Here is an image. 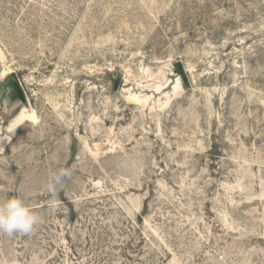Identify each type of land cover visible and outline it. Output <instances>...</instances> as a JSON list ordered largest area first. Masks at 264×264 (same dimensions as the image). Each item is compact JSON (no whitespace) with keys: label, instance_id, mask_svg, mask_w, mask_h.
<instances>
[{"label":"rangeland","instance_id":"rangeland-1","mask_svg":"<svg viewBox=\"0 0 264 264\" xmlns=\"http://www.w3.org/2000/svg\"><path fill=\"white\" fill-rule=\"evenodd\" d=\"M10 124L0 264H264V0H0Z\"/></svg>","mask_w":264,"mask_h":264},{"label":"clouds","instance_id":"clouds-1","mask_svg":"<svg viewBox=\"0 0 264 264\" xmlns=\"http://www.w3.org/2000/svg\"><path fill=\"white\" fill-rule=\"evenodd\" d=\"M17 125L10 124L6 129H0V142L11 140V135ZM2 147V144H0ZM71 175V169H61L53 173L46 190L55 195L57 187ZM41 222V217L30 208L22 198L5 195L0 198V234L13 236L15 234L30 235Z\"/></svg>","mask_w":264,"mask_h":264},{"label":"water","instance_id":"water-1","mask_svg":"<svg viewBox=\"0 0 264 264\" xmlns=\"http://www.w3.org/2000/svg\"><path fill=\"white\" fill-rule=\"evenodd\" d=\"M9 87V96L11 100H19L23 104H26V96L24 92L22 91V88L20 87V84L14 75V73H11L9 75V80L7 83Z\"/></svg>","mask_w":264,"mask_h":264}]
</instances>
